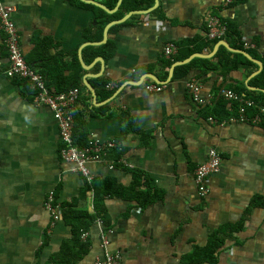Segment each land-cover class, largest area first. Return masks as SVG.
<instances>
[{"label": "crops", "instance_id": "obj_1", "mask_svg": "<svg viewBox=\"0 0 264 264\" xmlns=\"http://www.w3.org/2000/svg\"><path fill=\"white\" fill-rule=\"evenodd\" d=\"M2 1L15 8L12 18L26 61L44 76L46 85L58 77L75 81L79 75L85 89L78 87L77 109L86 111L90 142L117 144L109 150L107 162L89 164L93 177H112L129 186L133 172L140 171L158 192L153 194L158 199L145 208L134 200L107 198L109 226L98 219L85 232L90 247L79 264H92L103 255L102 231L107 233L110 251L121 252L122 264H182L197 246L208 243L214 231L241 222L242 229L226 239L215 264H264V105L254 102L259 111L254 116L246 114L244 122L231 118L211 121L213 117L203 111L214 108L220 98L230 107L232 101L222 95L224 90L238 94L245 86L260 92L250 81L264 67V0H159L151 11L154 0L149 8L143 5L136 10L121 3L115 12L106 11L122 13L110 22L131 11L148 12L113 25L114 32L110 31L113 26L109 28L107 40H112L115 48L108 59L85 52L90 46L87 43L103 40L107 26L98 41L95 11L68 0ZM95 1L109 8L111 0ZM211 16L234 24L238 34H226L213 48L196 52L206 57L192 60L208 62H196L186 76L175 78V68L170 76L175 62L196 53L167 67L166 45L196 37L197 46L212 41L206 36ZM220 41L248 53L261 66L226 46L216 47ZM220 47L243 55L256 66L246 64L225 72L219 60L226 54L217 55ZM8 66L0 36V264H46L72 236L61 204L78 197L86 180L74 164L61 160L59 127L50 108L36 105L34 95L29 97L17 83L23 79L7 76ZM147 74L166 83L151 78L140 85L130 83ZM87 76L96 96L84 84ZM95 78L107 82L110 97L99 96L92 81ZM191 81L201 86L202 104L187 88ZM151 84L161 86V91L149 90ZM238 95L251 99L249 94ZM127 122L129 128L123 132ZM210 148L218 150L222 166L209 177L207 195L200 196L194 170L206 160ZM50 191L61 208L55 224L45 205ZM78 207L93 212L92 194L81 199Z\"/></svg>", "mask_w": 264, "mask_h": 264}, {"label": "trees", "instance_id": "obj_2", "mask_svg": "<svg viewBox=\"0 0 264 264\" xmlns=\"http://www.w3.org/2000/svg\"><path fill=\"white\" fill-rule=\"evenodd\" d=\"M68 1L82 8L91 9L97 13V19H99L97 23L99 26V35L96 37V39L98 41L102 39V31L104 27L112 19L122 16L120 10L114 14H108L105 10L80 0ZM117 1L118 0H111L107 2L109 8L113 9L117 4ZM152 3L153 0H123L122 6L127 7L128 10H136L140 7H143V5L145 6L143 8H149ZM159 8L160 7H158L156 11L159 10ZM115 29L116 27L113 26L111 27L110 31L114 32ZM228 34H238L234 24L228 23L227 35ZM217 41L218 39L212 41L207 40L203 44L197 46L196 44L198 42V38L196 37L178 43L176 44L179 49L177 55H173L171 58H166L164 56V64L165 66L170 67L175 61L183 60L193 53H201L204 49L213 48ZM191 45H194L195 47L191 48ZM114 48V42L112 40H107L106 43H103L99 46H87L85 48V52L87 51L91 53L93 58L102 55L104 58L108 59L113 55ZM184 48H187L186 52L182 51ZM239 48L242 49L243 47ZM222 53L226 54V58L224 59L222 57V59L220 58L219 61L225 72L231 71L233 69H239L246 64L253 65L254 67L256 66L243 55L232 53L225 47H220L217 55L221 56ZM198 61L208 62L207 59L196 58L187 64L179 65L175 67L174 77L179 78L186 76L191 67ZM241 61H244V63H241ZM76 63L78 64L79 70H81V66L77 58ZM211 68H213V65ZM162 78H166V73ZM74 80L75 81L58 77L56 81L49 80L47 86L54 93L65 92L73 87H83L85 89V87L80 83L81 81L79 75ZM92 81L97 87L98 94L102 99H107L112 95V92L107 90V82L102 78H95ZM17 83L23 87V91H25L29 97L34 95L33 91L29 88L27 81L19 80ZM250 84L259 91L264 90V67L259 74L251 79ZM100 89H102L104 92H101ZM238 92V94H249L248 97L251 98L252 101L257 105H264V92L251 91L245 86H242ZM228 103V101L220 98L218 99L214 108L208 109V107H206L203 111L207 117H213L218 120H225L232 117L238 118L240 104L232 101L230 107H228ZM258 111V106L250 107L248 108L246 114L248 116H254ZM85 112L86 111L84 109H77L74 115L75 127L73 136L77 146L80 148L88 146L90 143L88 138V130L86 128ZM127 128H129L128 122L123 132H126L128 130ZM133 174L134 181L129 186L118 183L116 179L112 177H106L102 179L94 178L90 184L86 182L85 187L81 190L78 197L61 204L63 210V220L71 227L72 236L70 239H67L63 242L58 252L50 256L46 264H79L80 260L88 253L90 247L88 238H83V234L88 232L91 226H93L98 219L102 220L106 227L109 226L110 217L108 216V210L106 207L107 198L117 197L127 200H134L141 208H145L146 206L153 204L158 199V195H153L158 194L156 191L157 189L154 188L153 184H151L148 176L143 172L141 173L140 171H134ZM143 185L146 186V188H142ZM88 193L92 194V204L94 208L93 212H89L86 208L78 207L79 201L81 199H87ZM242 225V222L238 223L237 225L226 224L225 226H222L218 230L214 231V233L210 236L208 243L202 247L197 246L192 254L184 257L182 264H215L217 261L218 251L221 246H223L228 237H231L232 233L240 231L242 229Z\"/></svg>", "mask_w": 264, "mask_h": 264}, {"label": "built area", "instance_id": "obj_3", "mask_svg": "<svg viewBox=\"0 0 264 264\" xmlns=\"http://www.w3.org/2000/svg\"><path fill=\"white\" fill-rule=\"evenodd\" d=\"M15 11L13 6L4 4L0 0V36L8 54L9 66L6 70L10 78H20L27 80L30 88L34 92V103L50 108L56 119L60 134L59 156L62 161L72 163L75 170L79 172L86 180L91 183L94 179L89 168L93 162H107V154L111 148L117 147L113 142H90L88 146L78 147L74 140L75 113L81 97V89L78 87L70 88L61 93L52 92L45 83L44 76L37 72L27 61L21 48L20 34L12 14ZM228 33V24L223 22L217 16H211L207 20L206 36L210 40L223 38ZM177 46L174 43H168L164 50V56L171 58L177 52ZM187 88L191 91L194 99L198 103L204 100L200 97V84L193 81L187 83ZM151 91H161V86L151 84L148 87ZM222 95L228 100L240 104L239 118H231L236 121H246V108L255 106L251 99H245L231 90L222 91ZM211 121L216 120L210 118ZM259 120V116L254 118V122ZM222 157L216 148H210L206 160L198 165L194 170V180L200 196H206L208 188V179L221 170ZM47 210L51 214V222L55 224L60 219L61 208L54 202V192L50 191L45 203ZM102 223L101 221H98ZM88 233L83 234L86 238ZM101 244L104 253L98 257L92 264H122V254L120 251H110L109 239L105 231L101 232Z\"/></svg>", "mask_w": 264, "mask_h": 264}, {"label": "water", "instance_id": "obj_4", "mask_svg": "<svg viewBox=\"0 0 264 264\" xmlns=\"http://www.w3.org/2000/svg\"><path fill=\"white\" fill-rule=\"evenodd\" d=\"M80 1L85 2V3H88V4L95 5V6L99 7V8H101V9H103V10L109 12V13H113V12H115L116 9H117V8L120 6V4L122 3V0H119V1H118V4H117V6H116V8H114V9H109V8L106 7L104 4H102V3H100V2H97V1H95V0H80ZM158 5H159V0H154V5H153L152 8H150V11L153 10V9H155ZM146 12H148V11H143V10H142V11H139V10H137V11H131V12H130L129 14H127L125 17H123V18H121V19H119V20H114V21L110 22V23L107 24V26L105 27V30H104V38H103L102 41H100V42H95V43L89 42V43H87L86 45H92V44H98V45H100V44L105 43V42L107 41L108 30H109V28H110L111 26H113V25H115V24H118V23H122V22L125 21L129 16H131V15H133V14H143V13H146ZM220 45L226 46L227 48H229V49H230L231 51H233V52H240V53L244 54L245 56H247L248 58L252 59L248 53H246V52H244V51H241V50H236V49H234V48L229 47L225 41H220V42H218V44H217L216 47H219ZM195 57H206V56H205V55H202V54H197V53H196V54L191 55V56H190L189 58H187L186 60L175 62V63L173 64L172 68H171L170 76L173 75V71H174V68H175L176 66L181 65V64H186V63L190 62V61H191L193 58H195ZM80 59H81V61H82V56H81V55H80ZM99 60H102V59H99ZM252 60H254V59H252ZM254 61H255V60H254ZM82 62H83V61H82ZM255 62L258 63V64L261 66V64H260L258 61H255ZM82 64H83V66H84L85 68L88 67V66H86L84 63H82ZM259 72H260V69L257 71V73H259ZM90 77H91V76H90ZM87 78H89V76H87V77L85 78V80H84V84H85V86H86L87 88L90 89V91L93 93V95L96 96L95 90H94V88L91 86V84L88 82ZM145 78H151V79H153V80H154L156 83H158V84L166 83L165 81L160 80L159 78H157L156 76H154V75H152V74H147V75H145V76H144L142 79H140L138 82H130V83H131V84H134V85H140V84H141V81H142L143 79H145ZM253 89H255V88H253ZM260 91L264 92V90H260Z\"/></svg>", "mask_w": 264, "mask_h": 264}]
</instances>
